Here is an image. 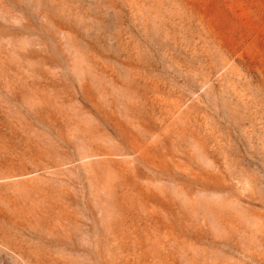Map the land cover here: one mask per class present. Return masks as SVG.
<instances>
[{"label": "rangeland", "instance_id": "374dc122", "mask_svg": "<svg viewBox=\"0 0 264 264\" xmlns=\"http://www.w3.org/2000/svg\"><path fill=\"white\" fill-rule=\"evenodd\" d=\"M0 264H264V0H0Z\"/></svg>", "mask_w": 264, "mask_h": 264}]
</instances>
